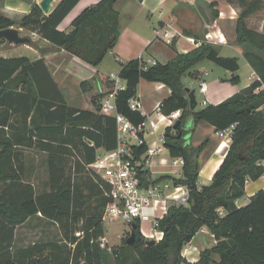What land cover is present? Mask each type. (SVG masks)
I'll use <instances>...</instances> for the list:
<instances>
[{"label": "trees", "instance_id": "obj_1", "mask_svg": "<svg viewBox=\"0 0 264 264\" xmlns=\"http://www.w3.org/2000/svg\"><path fill=\"white\" fill-rule=\"evenodd\" d=\"M79 1L61 0L49 15L34 5L20 27L34 30L58 48L98 66L119 37L116 0H101L85 8L73 20L71 32L60 30L59 25ZM256 4L249 2L238 17L236 43L244 46V56L259 79L219 104L191 109L183 82L185 75L196 77V67L205 60L228 70L232 83L240 81L237 57L221 56L212 43L202 42L186 53L177 52L167 63L157 61L147 68L143 57L121 64L119 76L125 88L117 92V109L133 123L145 119L129 104L144 79L170 88L171 94L160 103V110L165 115L182 110L181 130L190 117L194 125L204 122L219 133L234 125L221 166L212 182L202 186L198 183V157L209 140L194 147L183 137L177 138L178 131L172 127L166 129L165 145L170 155L185 159L183 174L164 175L154 182L172 180L175 186H186L188 199L171 205L158 220L156 228L164 235L153 245H147L137 219L133 243L126 239L111 251L103 247L102 217L110 201L106 195L109 186L99 175L79 176L80 166L93 163L99 149L117 147L116 119L68 105L43 58L0 56V264H264V189L246 205L236 203L245 195L247 180H257L264 174V24L262 31H256L246 22ZM14 25L15 20L0 15V30ZM29 44L33 45L32 39ZM17 74L26 75L28 80L12 90L7 82ZM97 77L106 93L114 91L115 82L109 74L98 71ZM91 89L93 83H82L84 92ZM22 148L48 152L47 192L39 194L26 179ZM146 149V145L134 146L137 156ZM74 151L78 159L73 163L70 156H75ZM141 176L148 184L149 171H142ZM39 214L60 224L67 244L35 243L13 251L17 226ZM203 226L208 227L216 243L201 250L197 261L190 262L183 250ZM77 232L82 234L77 236ZM47 248L50 251L45 254Z\"/></svg>", "mask_w": 264, "mask_h": 264}, {"label": "crops", "instance_id": "obj_2", "mask_svg": "<svg viewBox=\"0 0 264 264\" xmlns=\"http://www.w3.org/2000/svg\"><path fill=\"white\" fill-rule=\"evenodd\" d=\"M60 1L61 0H56L53 2L52 10ZM100 1L101 0H80L59 25V29L65 32H71L73 30V20L85 8L93 6ZM255 1L257 4L246 18V22L249 28L262 31L264 19L258 20L256 27H253L252 24H248L249 19L253 20L259 13H264L263 0H254L253 2ZM39 2L40 0H29L28 2L23 0V2L18 4L17 6L20 7V12L23 13L21 20L25 15L30 13L34 5H39ZM114 9L119 14V37L114 48L108 51L104 60L98 66L84 61L65 49L58 48L36 31L23 27L19 30H27L33 34V42L35 44H21L9 48V50L24 48L27 52L32 54V56H27L30 60L43 58L53 79L64 94L68 105L95 113L99 112L101 99L106 93L103 82L97 77L98 71H103L107 74L110 72H117V74H119L123 62L140 57L155 60L156 62L167 63L176 56L177 52L186 53L201 45L202 42L214 44L212 41L216 40L217 42L214 45H216L219 50L227 47L236 49L246 61L250 73L248 76L249 81L242 84L243 86H235L231 81L222 79L217 82V85L212 89L207 83V91L204 93L205 97L200 102V106L197 101L195 109L205 107L208 104L221 103L240 89L250 85L251 82L258 77L244 56V46L236 43L235 39L231 40L226 31L227 27H224L226 25H234L243 11H241V5L238 4L236 0H116ZM216 14L218 15L214 16ZM13 15L18 16L15 13ZM11 19L15 20L12 17ZM168 25H172L175 30L182 32L183 36L178 35L172 38H166L164 32L166 29H169ZM169 30L173 33V30ZM209 34L210 38H207ZM220 35L225 37V42L219 41ZM187 37L192 38L195 42H189ZM3 45L2 41H0V46L3 47ZM107 57H110L115 68L113 66L112 69L105 68L104 63ZM237 59L238 61L240 60L238 57ZM239 69H241V64ZM194 72L197 73L196 77H190L197 78L199 82L206 81L204 79L205 75H209L208 72L203 74L196 69ZM238 72L239 70L237 73ZM190 77L188 79L192 80ZM85 81L93 83V89L84 92L82 90V83ZM183 82L187 88H191L188 86L187 79H183ZM207 93H210V95L207 96ZM170 94L171 90L165 84L142 79L138 85L137 92V97L143 104L142 113L154 117L157 104H160L163 99L167 98ZM204 100H206V103H203ZM185 123L189 133V139H186V141H189L192 146L197 147L205 139L209 140L198 157L200 165L198 183L200 186L209 185L212 182L215 172L221 166L230 145L227 143V145H224L222 143L223 139L220 137V133L210 124L201 122L194 125L192 117L188 118ZM229 138L231 142V136H229L228 139ZM25 149L30 148L21 149L24 162ZM38 150L48 153L40 148ZM166 150L167 152L164 153V157L169 158L171 155L169 150ZM261 163L264 166V160H262ZM24 169L26 175V163ZM179 171L181 172L180 175H174L172 166L161 165L157 161L156 166L150 172V176L153 180L164 175L181 177L183 170ZM159 182H167L170 185L173 184L172 180H163ZM261 189H264V174L257 180L248 179L246 182L245 195L237 200V205L241 206L242 199L245 200L244 204L246 205L249 203L250 198ZM169 190L171 191L172 188ZM40 215L41 214L37 216ZM143 222L151 227L149 232H155L152 220L141 221V223ZM124 226L126 229L128 228L127 224H124ZM142 233L146 237L147 233L144 231ZM196 239H198L197 242H195ZM215 243L216 240L214 235L209 231L208 227L203 226L193 240L186 245V249L184 248L186 251L185 255H187L184 257L190 262H195L198 260L201 250L212 247ZM214 257L218 259L217 255Z\"/></svg>", "mask_w": 264, "mask_h": 264}, {"label": "built area", "instance_id": "obj_3", "mask_svg": "<svg viewBox=\"0 0 264 264\" xmlns=\"http://www.w3.org/2000/svg\"><path fill=\"white\" fill-rule=\"evenodd\" d=\"M168 27L173 30V33L166 29L164 32L166 38L183 36L182 32L175 30L172 25H168ZM207 38H210V34L207 35ZM187 40L195 42L189 37ZM219 41L225 42V37L220 35ZM212 42L216 44L217 41L213 40ZM143 63L147 68L156 64V61L143 58ZM110 79L115 82V89L113 92L104 94L100 102L99 113L113 116L116 119L117 147L112 150L99 149L95 161L90 164L91 167H95L101 181L109 186L106 195L110 201L105 207L102 223L106 226L108 221L120 220L132 229V224L137 219L140 221L152 220L155 232L151 235L147 234L146 238L160 241L164 233L156 228L158 220L167 214L171 205L187 201L188 189L183 185L175 186L167 182H154L150 172L156 166L157 161L161 165L172 166L174 175H180L179 170H183L184 157H163L164 151L168 149L165 145L166 129L173 127L175 122L180 119L182 110L165 115L160 110V104H157L155 116L151 117L142 113L143 104L136 96L129 100L130 107L134 111L141 112L145 119L135 124L117 109L116 95L119 90L125 88L124 81L116 73H111ZM198 89L204 94L207 91V82H199ZM203 103H206V100ZM160 124H166V128L158 133L156 129ZM233 128L234 125L224 132H220V135L230 134L231 136ZM140 145H146L147 149L137 156L134 146ZM142 171H149L148 184H145L142 179ZM170 188H172L171 191Z\"/></svg>", "mask_w": 264, "mask_h": 264}, {"label": "rangeland", "instance_id": "obj_4", "mask_svg": "<svg viewBox=\"0 0 264 264\" xmlns=\"http://www.w3.org/2000/svg\"><path fill=\"white\" fill-rule=\"evenodd\" d=\"M26 1L28 2L29 0H26ZM253 1L254 0H236V2L241 5V11L248 8V3L253 2ZM21 2H23V0H0V15H3L9 18L11 17L14 18L16 25L12 27H15L17 29L22 28L20 27V20L22 18L23 13L20 12V7L17 6ZM263 5H264V0H263ZM14 13L17 14L18 16L13 15ZM262 19H264V13L261 12L258 14V16L255 19L253 20L249 19L248 24L250 25L252 24L253 27H256L258 24V20L260 21ZM236 24L237 22L234 25L224 26V27H227L226 31L231 40H234V39L236 40V37H237ZM20 34L21 36L30 37L33 41V34L28 32L27 30H20ZM2 44L4 45L3 47L0 46V56H4V57H14V56H20V55L32 56V54L30 52H27L24 48H15V49L9 50V48H13L14 46H19V45L11 44L5 38H2ZM33 44L35 43L33 42ZM219 54L223 57L240 58L239 62L241 64V69H239V72L237 73L239 75L240 81L237 84L233 83L235 86L237 85L243 86L242 84L249 81L248 76H249L250 71H249L248 65L246 64V61L244 60L243 56L239 54V52L236 49L227 47V48L220 50ZM104 66L106 69H112L114 67L113 63L111 62L110 57L106 58ZM196 70L201 71L203 74L205 72H208L209 75H205L204 79L207 81L210 88L212 89L217 85V82L221 81L222 79L228 80V81H231L232 79V74L229 73L228 70L216 65L215 63L209 60H205L202 63H200L196 67ZM115 73L117 74V72ZM189 77L190 75H185L183 79H187L188 86H190L191 89L193 88L197 89L196 90V98H197L196 100L198 101V104L200 106L201 105L200 102L205 96L198 89L199 80L193 77H190L192 78V80H190L188 79ZM209 95L210 93H207V96ZM183 128H184L183 138L185 140L189 139V136H188L189 133L187 131L186 123L184 124ZM229 136L230 134L220 135L223 141H226L228 145L231 144V142L228 141ZM24 154H25L24 156H25V163H26V175H25L26 179L35 184L36 190L39 194L43 192H47L50 189L49 184H48V179H49V168H48V163H47L48 153L40 151L37 148H30V149H25ZM73 154L74 155L76 154L75 151L73 152ZM70 159L74 163L76 159L78 158H77V155H75L72 157L70 156ZM80 168L82 170L79 176L91 175L92 177L97 178L95 167H91L90 165H86V166L83 165V166H80ZM244 202L245 200L242 199L241 206L245 205ZM124 224L125 223H123L120 220L113 221V222L108 221L107 225L104 226L105 235L104 237H102L105 239H102V238L100 239L103 247L111 251L117 248L118 246H121L126 241V239L130 236L131 229L130 228L126 229ZM150 228L151 227L148 226L147 223L143 222L140 224V229L142 230V232L144 231L148 233ZM80 234H82V232L76 233L77 236H80ZM197 241L198 239L195 240V242ZM46 242H58L61 245L67 244L64 240L63 231L59 223L49 220L43 217L42 215L35 216L27 220L24 224L17 226L15 240L13 243V251L18 250L19 248L31 246L35 243L41 244V243H46ZM68 246H71V245H68ZM185 249L183 250V256H187L185 255L186 253ZM49 251H50V248H47L45 251V254L49 253ZM113 260H114V257L113 256L110 257V262H112Z\"/></svg>", "mask_w": 264, "mask_h": 264}, {"label": "water", "instance_id": "obj_5", "mask_svg": "<svg viewBox=\"0 0 264 264\" xmlns=\"http://www.w3.org/2000/svg\"><path fill=\"white\" fill-rule=\"evenodd\" d=\"M56 0H40L39 6L42 9L43 13L45 15H49L52 11V4ZM5 38L9 43L21 45V44H29L31 41V38L28 36H21L20 30L15 27H9L5 29L0 30V39ZM28 80V77L23 74H17L12 79H10L7 82V86L12 90H18L20 86L25 83ZM189 91V103L191 109H195L197 105L196 100V88H187ZM181 123L182 121L178 119L175 124L173 125V129L175 131H178V134H176L177 138L183 137L184 131L181 130ZM137 225L136 223L132 224L131 234L127 238V242L129 244L133 243L136 239V234L134 232V229H136ZM156 243V240L150 239L147 240V245H153Z\"/></svg>", "mask_w": 264, "mask_h": 264}, {"label": "bare ground", "instance_id": "obj_6", "mask_svg": "<svg viewBox=\"0 0 264 264\" xmlns=\"http://www.w3.org/2000/svg\"><path fill=\"white\" fill-rule=\"evenodd\" d=\"M166 128V124H160V125H158V127H157V132L158 133H161L164 129ZM228 141H230L229 139H228ZM222 143L224 144V145H227L226 144V141H222ZM167 152V150H165L164 151V153H166ZM163 157H164V155H163ZM165 158V157H164ZM148 235H151V232H148L147 233Z\"/></svg>", "mask_w": 264, "mask_h": 264}]
</instances>
